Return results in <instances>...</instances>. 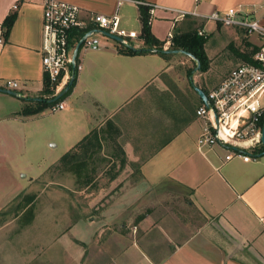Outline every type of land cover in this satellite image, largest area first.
Returning a JSON list of instances; mask_svg holds the SVG:
<instances>
[{"label": "crops", "instance_id": "obj_1", "mask_svg": "<svg viewBox=\"0 0 264 264\" xmlns=\"http://www.w3.org/2000/svg\"><path fill=\"white\" fill-rule=\"evenodd\" d=\"M65 1L78 5L85 20L91 12L116 13L123 28L137 32L138 37L131 40L134 48L146 47L140 37L136 1L156 5L150 12V32L163 42L162 49H175L174 33L181 35L193 28L204 33L210 23L211 28L222 25L205 16L229 7L249 8L251 17L264 24V0ZM42 10L43 0H0L3 95L13 96L4 92L7 80L17 81L18 87L9 90L18 91L14 96L21 100L41 95ZM12 12L15 18L6 35L3 21ZM232 29L236 37L242 34L244 45L235 51L242 63L244 54L251 56L257 40L239 27ZM96 35L100 48L78 50L80 68L66 102L61 100L63 108L51 120L60 140L51 164L76 149L92 130H103L100 146L102 140L114 138L116 152L104 156L117 170L107 176L103 189L92 191L104 197L100 211L106 225L115 228L110 236L114 248L103 251L114 260L109 264H264V155L227 159L230 150L226 147L200 148L197 140L203 120L195 110L202 100L195 87L192 96L173 84L167 75L172 66L170 53H130L101 38L102 32ZM178 61L187 70L197 62L192 57ZM18 113L0 115V122L22 124L32 116L21 118ZM117 162L125 168L119 171ZM93 172L84 174L88 181L83 191L92 185ZM129 207L128 217L124 210ZM93 220L89 217L83 230L85 238L90 236ZM79 225V219L72 223V227ZM124 227L130 229L124 232Z\"/></svg>", "mask_w": 264, "mask_h": 264}, {"label": "rangeland", "instance_id": "obj_2", "mask_svg": "<svg viewBox=\"0 0 264 264\" xmlns=\"http://www.w3.org/2000/svg\"><path fill=\"white\" fill-rule=\"evenodd\" d=\"M210 24L202 33L205 36L206 69H199L200 65L196 62L194 68L192 66L187 70L178 60L188 59L189 55L169 54L172 66L167 75L172 76L173 84L185 94L196 95L194 87L208 93L214 83L241 62L235 51L244 45L241 44L242 34L236 37L232 32L233 26L222 24L211 28L213 25ZM193 30L190 33H195ZM245 35L254 36L246 32ZM100 37L124 47L107 36ZM63 100L66 102L67 95ZM27 104L35 106L37 102L0 93V115L18 111L17 115L23 118L26 114L21 111ZM59 111L61 109L52 110L48 106L37 115L31 114L25 123L13 125L0 122V264H109L114 261L107 259L108 253L105 252L115 246L110 238L115 228L106 225L102 216L104 212L100 211L104 197L92 193L93 190L103 189L107 176L116 169L111 168L104 156L116 152L114 138L101 139L100 146L98 137L103 136L100 129L90 143L77 146L72 151L77 155L75 162H86L79 179L73 172L59 168L58 163L51 164L60 149L59 133L51 123ZM116 165L119 171L125 168V164L117 162ZM92 169V185L83 191L86 182L84 174ZM122 172L127 175L129 171L124 169ZM108 199L111 200L110 197ZM130 212V207L124 210L128 217ZM91 216L94 217L92 227H87L90 236L85 238L83 230ZM78 219L80 225L72 227ZM129 229L123 228L124 232Z\"/></svg>", "mask_w": 264, "mask_h": 264}, {"label": "built area", "instance_id": "obj_3", "mask_svg": "<svg viewBox=\"0 0 264 264\" xmlns=\"http://www.w3.org/2000/svg\"><path fill=\"white\" fill-rule=\"evenodd\" d=\"M120 3L121 0H117ZM138 4L149 6V12L156 5L145 1ZM81 8L65 0H43L42 10V69L56 95L68 83L72 74L80 68L74 50L99 49V32L118 36L124 48L133 47L132 39L138 37L134 30L120 25L116 13L91 12L87 20L80 16ZM251 10L243 6L229 7L222 12H211L205 16L225 26H236L256 37L249 60L232 68L208 93V103L200 104L196 115L203 120L198 137V146L214 144L226 147L233 155L255 158L264 151L262 127L264 124V24L251 18ZM202 34V32H198ZM108 38L109 35L103 33ZM115 40V39H114ZM78 52V51H77ZM15 80H7L5 88L16 89ZM63 108L59 101L52 110Z\"/></svg>", "mask_w": 264, "mask_h": 264}, {"label": "trees", "instance_id": "obj_4", "mask_svg": "<svg viewBox=\"0 0 264 264\" xmlns=\"http://www.w3.org/2000/svg\"><path fill=\"white\" fill-rule=\"evenodd\" d=\"M139 13H140V21H141V32L140 37L143 39L146 47L144 48H134L132 46L125 48L130 53H142L149 51L148 48H153L155 51L167 55V52L162 51V43L158 39H156L152 33L150 32V12L149 6L144 4L138 5ZM15 13L12 12L6 16L3 21V26L5 28L4 33L7 35L9 29L14 21ZM195 33L186 32L181 35L173 34L172 36V47L173 48H181L186 51H189L195 59L198 61L200 67L199 69H206L207 68V58L204 54L203 50V40L205 38L204 34H199L197 30H193ZM192 32V31H191ZM181 40V41H180ZM180 41V42H179ZM243 58L245 60H249V54H244ZM191 70H189L190 73ZM73 84V83H72ZM72 85L70 86L69 90L59 97L56 100L49 101V99L54 98L53 90L54 88L49 84L45 75H43V86L41 95L39 99L35 100L37 104L35 106H30L29 104L25 105L22 108L21 113L26 115L36 114L42 111L44 108L48 106H53L57 102L61 101L70 91ZM34 100V99H30ZM96 130H92L88 135H86L79 143L78 146H84L90 143L96 137ZM75 158H77L76 153L69 151L64 153L58 163V167L65 170L70 171L76 174L77 178L81 179L82 171L85 169V161L75 162ZM94 169V168H93ZM92 169V170H93ZM81 181V180H80ZM88 181V178L85 180Z\"/></svg>", "mask_w": 264, "mask_h": 264}, {"label": "water", "instance_id": "obj_5", "mask_svg": "<svg viewBox=\"0 0 264 264\" xmlns=\"http://www.w3.org/2000/svg\"><path fill=\"white\" fill-rule=\"evenodd\" d=\"M103 33L107 34L106 32H103ZM107 35H109L110 37H112L113 39H115L118 42L121 41V38L118 37V36H114V35H110V34H107ZM79 44H80V42L77 44V46H76V48L74 50V56H76V54H77ZM148 50L149 51H155V49H153V48H148ZM162 51L169 52V53H178V52H180V53L187 54L190 57H192L193 59H195V57L189 51H186L184 49H176V48L175 49H163ZM197 63H198V61H197ZM73 81H74V74L71 75V77H70L67 85L60 92H58L54 96V98L49 99V101L56 100L59 97H61L62 95H64L69 90V88L72 85ZM195 90H196L198 96L200 97V99L202 100V102L204 104H207L208 103V98H207L205 92L202 89L198 88V87H195ZM4 92L9 93V94H12V95H17V92L12 91V90H9V89L4 90ZM35 99L37 100L39 98H35ZM261 140H262V143L264 144V124H263V127H262V137H261ZM262 155H264V151L259 154V156H262Z\"/></svg>", "mask_w": 264, "mask_h": 264}]
</instances>
